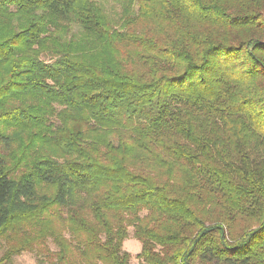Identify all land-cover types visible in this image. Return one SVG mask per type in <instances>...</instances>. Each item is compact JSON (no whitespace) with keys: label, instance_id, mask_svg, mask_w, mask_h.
<instances>
[{"label":"trees","instance_id":"16d2710c","mask_svg":"<svg viewBox=\"0 0 264 264\" xmlns=\"http://www.w3.org/2000/svg\"><path fill=\"white\" fill-rule=\"evenodd\" d=\"M129 227L264 264V0H0V263L130 264Z\"/></svg>","mask_w":264,"mask_h":264},{"label":"rangeland","instance_id":"374dc122","mask_svg":"<svg viewBox=\"0 0 264 264\" xmlns=\"http://www.w3.org/2000/svg\"><path fill=\"white\" fill-rule=\"evenodd\" d=\"M109 5V2H108ZM141 244L133 236L132 227L128 228L127 238L123 242V249L130 253V264H138L139 259L136 257L137 253L140 251ZM49 252L55 250V246L48 242ZM5 251V245L0 242V258H2ZM46 252V251H45ZM42 252V253H45ZM40 251L37 252L36 249L32 251H24L19 254L13 255L8 261H3L0 264H52L53 257L51 253L46 256L40 255Z\"/></svg>","mask_w":264,"mask_h":264}]
</instances>
